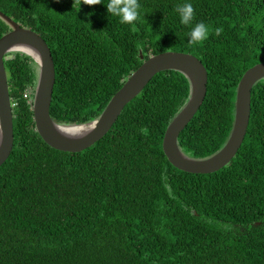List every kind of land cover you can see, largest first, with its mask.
<instances>
[{
	"label": "trees",
	"instance_id": "16d2710c",
	"mask_svg": "<svg viewBox=\"0 0 264 264\" xmlns=\"http://www.w3.org/2000/svg\"><path fill=\"white\" fill-rule=\"evenodd\" d=\"M103 2L79 9L74 0H0L1 11L51 47L52 118L96 119L151 55L183 51L197 56L209 77L179 146L199 159L220 150L234 125L238 84L264 61V0H139L136 31ZM183 3L195 9L192 26L210 27L202 46L189 44L191 26L175 11ZM9 30L0 16V37ZM5 66L15 145L0 166V264H264V78L253 86L239 151L204 174L178 169L163 150L167 126L191 95L185 73H157L104 137L67 152L36 130L37 62L11 51Z\"/></svg>",
	"mask_w": 264,
	"mask_h": 264
},
{
	"label": "water",
	"instance_id": "95a60500",
	"mask_svg": "<svg viewBox=\"0 0 264 264\" xmlns=\"http://www.w3.org/2000/svg\"><path fill=\"white\" fill-rule=\"evenodd\" d=\"M0 16L11 26V30L0 37V166L10 157L15 145L13 103L5 66V56L11 51L29 54L39 66L33 99L36 130L55 149L80 152L91 147L109 132L125 106L157 73L175 69L188 76L192 91L188 102L169 123L164 134L163 150L169 161L183 171L206 174L223 168L239 151L250 122L253 86L264 78V61L247 69L238 84L234 125L225 145L207 158H193L181 150L178 138L200 109L207 94L208 70L197 56L173 50L151 55L112 96L99 117L87 123L60 124L50 112L56 82L51 47L38 32L22 26L1 10ZM21 42L28 44L34 51L17 48L16 44ZM141 57H144L142 52ZM72 126L85 128L78 134L64 133L65 128Z\"/></svg>",
	"mask_w": 264,
	"mask_h": 264
},
{
	"label": "clouds",
	"instance_id": "9594fccd",
	"mask_svg": "<svg viewBox=\"0 0 264 264\" xmlns=\"http://www.w3.org/2000/svg\"><path fill=\"white\" fill-rule=\"evenodd\" d=\"M101 3H104L103 0H74L73 8L78 6L80 9L81 4L96 6ZM105 4L109 15L118 17L120 23L131 25V30L136 31V22L142 19L139 0H108ZM175 11L179 14L180 22L183 25L191 26V31L188 34L190 46H202L203 42L209 38L210 27L204 22L192 26L195 19V9L191 3L177 5ZM221 32L222 29H215L216 35ZM140 132L143 135H148L149 129L144 127L140 129Z\"/></svg>",
	"mask_w": 264,
	"mask_h": 264
},
{
	"label": "bare ground",
	"instance_id": "6f19581e",
	"mask_svg": "<svg viewBox=\"0 0 264 264\" xmlns=\"http://www.w3.org/2000/svg\"><path fill=\"white\" fill-rule=\"evenodd\" d=\"M17 48H21V49H25L28 51H34V49L32 47H30L28 44H24L23 42L16 44ZM85 127H67L64 129V133L66 134H78L79 132H82L84 130Z\"/></svg>",
	"mask_w": 264,
	"mask_h": 264
}]
</instances>
